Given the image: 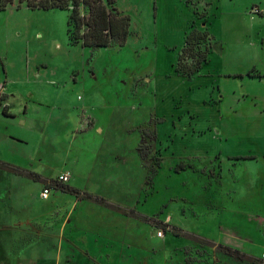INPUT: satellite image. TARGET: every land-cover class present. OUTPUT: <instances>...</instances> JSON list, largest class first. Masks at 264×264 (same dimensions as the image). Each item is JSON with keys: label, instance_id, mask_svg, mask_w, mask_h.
<instances>
[{"label": "rangeland", "instance_id": "rangeland-1", "mask_svg": "<svg viewBox=\"0 0 264 264\" xmlns=\"http://www.w3.org/2000/svg\"><path fill=\"white\" fill-rule=\"evenodd\" d=\"M117 6L130 34L103 48L70 44L65 10H0V158L24 168H0V264H264V0ZM193 28L213 45L185 76Z\"/></svg>", "mask_w": 264, "mask_h": 264}, {"label": "trees", "instance_id": "trees-1", "mask_svg": "<svg viewBox=\"0 0 264 264\" xmlns=\"http://www.w3.org/2000/svg\"><path fill=\"white\" fill-rule=\"evenodd\" d=\"M15 0H0V10H6L7 6ZM25 2L32 10L61 9L68 12L67 36L70 44H81L83 47L100 48L110 47L114 44L123 45L130 34V16L122 12L118 6V0H18ZM262 16V14H261ZM213 45V37L206 30L193 28L185 39V44L179 55L176 70L185 76L199 71L204 63L209 60V53ZM148 153L146 144L140 146V156ZM182 164H178V168ZM0 168L23 174V168L13 163L0 160ZM64 191H74L80 198L92 199L109 208L127 213L125 207L90 192H81L69 185H62ZM139 215V214H138ZM147 217V216H143ZM150 218V217H148ZM195 235V234H192ZM205 241L216 243L206 237H200ZM217 247L229 255L239 259H246L248 253L240 248L217 243Z\"/></svg>", "mask_w": 264, "mask_h": 264}, {"label": "built area", "instance_id": "built-area-1", "mask_svg": "<svg viewBox=\"0 0 264 264\" xmlns=\"http://www.w3.org/2000/svg\"><path fill=\"white\" fill-rule=\"evenodd\" d=\"M70 179V173L69 172H62L61 174H59L54 182H56V184H66L68 183ZM54 187L51 185H47L45 187L42 188L41 192H40V196L42 199H48L50 197V195L54 192ZM163 232L159 231V235H162ZM261 258L264 260V250L261 254Z\"/></svg>", "mask_w": 264, "mask_h": 264}, {"label": "crops", "instance_id": "crops-1", "mask_svg": "<svg viewBox=\"0 0 264 264\" xmlns=\"http://www.w3.org/2000/svg\"><path fill=\"white\" fill-rule=\"evenodd\" d=\"M13 115V114H12ZM252 155V154H251ZM254 155V154H253ZM239 158H241V157H244L245 159H253V157L254 156H238ZM0 160H3V161H7V162H10V163H13V164H15V165H18V166H20L19 164H17V163H15V162H12V161H8V160H5V159H1L0 158ZM235 160V159H234ZM234 160H233V162H231V163H234ZM241 160H244V159H241ZM240 162V161H239ZM237 163H238V161H237ZM236 163V164H237ZM235 164V165H236ZM21 167V166H20ZM24 169V168H23ZM55 179V178H54ZM231 180H234L235 182H238L239 184L240 183H243L244 182V180H245V176L244 175H242V174H235V175H233L231 178H230ZM224 180V179H223ZM251 185H252V187H253V184L251 183ZM72 187V186H71ZM90 193H92V192H90ZM94 194V193H93ZM95 195H99V194H95ZM100 196H102V195H100ZM104 197V196H103ZM105 198H107V197H105ZM107 199H109V198H107ZM45 200H47V199H45ZM110 200V199H109ZM94 201V200H93ZM111 201H113V200H111ZM96 202V201H95ZM114 202V201H113ZM98 203V202H97ZM116 203V202H115ZM101 204V203H100ZM118 204V203H117ZM101 205H103V204H101ZM120 205V204H119ZM105 206V205H104ZM105 207H107V206H105ZM109 208V207H108ZM110 209H112V208H110ZM113 210H115V209H113ZM115 211H117V212H120L121 213V211H118V210H115ZM262 254V253H261Z\"/></svg>", "mask_w": 264, "mask_h": 264}]
</instances>
